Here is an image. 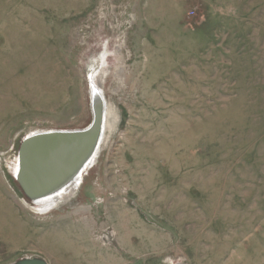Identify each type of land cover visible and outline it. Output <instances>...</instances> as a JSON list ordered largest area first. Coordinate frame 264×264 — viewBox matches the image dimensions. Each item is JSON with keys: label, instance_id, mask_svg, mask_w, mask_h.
Wrapping results in <instances>:
<instances>
[{"label": "rangeland", "instance_id": "obj_1", "mask_svg": "<svg viewBox=\"0 0 264 264\" xmlns=\"http://www.w3.org/2000/svg\"><path fill=\"white\" fill-rule=\"evenodd\" d=\"M92 81L115 127L40 213L20 147L88 128ZM27 258L264 264V0H0V264Z\"/></svg>", "mask_w": 264, "mask_h": 264}, {"label": "water", "instance_id": "obj_2", "mask_svg": "<svg viewBox=\"0 0 264 264\" xmlns=\"http://www.w3.org/2000/svg\"><path fill=\"white\" fill-rule=\"evenodd\" d=\"M103 119L101 114L95 115L93 111V121L91 125L83 130L77 131H57V132H46L40 133L37 135H31L29 138L30 141L22 143L18 156H21V165H22V175L21 178L16 179L19 184L21 190L26 195V197L30 200H36V198L44 195L50 190L58 189L63 183L65 184L67 180H71V177L74 173L77 172V169L81 167V162H83L89 153L95 148L100 139V133L102 131ZM77 141L78 145L73 146L75 149V155H67L66 152L63 157V160L59 161L55 155L60 154L62 150L64 151V146L62 143ZM30 142V145H27ZM81 144L83 146L81 147ZM62 146L59 150H55V146ZM32 147V148H30ZM29 149L30 153L36 154L37 159L39 160L37 164V168L39 170V165L45 168H42V171L37 172L35 169V163L32 161L27 155L26 152ZM85 150L84 152H82ZM34 151V153H33ZM80 152H82L80 154ZM25 153L24 155H22ZM57 153V154H56ZM53 157V158H52ZM56 160V164L52 166L51 160ZM43 163V164H41ZM50 164V165H49ZM86 164V165H85ZM84 164L82 173L87 164ZM27 167V171L25 170ZM50 166V167H49ZM80 166V167H79ZM49 168L53 169V171L46 172ZM56 171V172H55ZM30 181L32 185H30ZM15 264H47L44 260L41 259H23Z\"/></svg>", "mask_w": 264, "mask_h": 264}, {"label": "bare ground", "instance_id": "obj_3", "mask_svg": "<svg viewBox=\"0 0 264 264\" xmlns=\"http://www.w3.org/2000/svg\"><path fill=\"white\" fill-rule=\"evenodd\" d=\"M93 85V89H92V108L93 111L95 112V115L97 114H101L102 119H103V124H102V131H101V135H100V139L98 144L95 146V148L92 150L91 153H89V155L86 156L85 160L83 162H81V167L79 169H77V172L73 174V176L71 177V180H67L66 183L62 184L58 189L55 190H50L49 192L47 191L46 194L36 198V200H30L31 203V207H33V209L35 210H39L40 213H43V207H45L46 205H54L56 204L59 200L61 199H65V197L72 195L74 192L77 195V193H80L81 190V186L84 184V180H83V175L84 172H80V170H83V166L85 163H88L85 170L87 169L88 166L92 165L98 158L99 156V151L102 150L101 147H103L108 140V135L111 133V131L113 130V128L115 127L116 121H117V115L115 113V111L113 110L112 106L108 103V101L105 99L104 95L102 94V92L100 91V89L97 86V83L95 81H92ZM59 132V131H77V130H53V131H39L36 132L34 134H32V136L40 134V133H46V132ZM33 138H29V136L27 138H25L24 142H28ZM79 142L77 143V141H72V142H67V143H62V146H64V151L62 150L61 152H59L60 154H57L54 156L59 159V161L63 160V157H60L62 155H64L66 152H68L67 155H75V149H73V146L78 145ZM30 145V142L27 144ZM62 146H55L54 149L57 151L59 150ZM83 146V144H81V147ZM32 148V147H30ZM30 150L33 149H29L26 152V155L32 160L34 161L33 163H35V169L37 170V172H40V170L42 171V168H45L43 166H40L41 168H37V164L38 163V159L36 157V154H32L30 153ZM85 150H83L82 152H84ZM80 152V154L82 153ZM25 153H23L22 155H24ZM53 158V157H52ZM61 159V160H60ZM21 156L17 157V165L16 167L12 168V176H14L15 179H19L21 178L22 175V165H21ZM52 161V166L54 164H56V160L54 161L53 159ZM43 164V163H41ZM50 165V164H49ZM86 165V164H85ZM50 167V166H49ZM83 167V168H82ZM25 170L27 171V167H25ZM49 171H53V169L49 168V170H47L46 172ZM56 172V171H55ZM30 185H32L31 181H30ZM23 192V191H22ZM74 194V195H75Z\"/></svg>", "mask_w": 264, "mask_h": 264}]
</instances>
